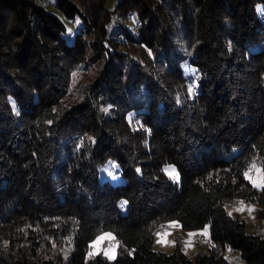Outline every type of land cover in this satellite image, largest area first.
Returning <instances> with one entry per match:
<instances>
[{
    "label": "trees",
    "instance_id": "1",
    "mask_svg": "<svg viewBox=\"0 0 264 264\" xmlns=\"http://www.w3.org/2000/svg\"><path fill=\"white\" fill-rule=\"evenodd\" d=\"M106 2L0 0V264H264V235L228 210L264 219L244 175L264 169V0ZM115 13L135 25L111 30ZM109 159L125 182L101 179ZM172 219L208 225L207 249H154ZM108 230L117 256H88Z\"/></svg>",
    "mask_w": 264,
    "mask_h": 264
},
{
    "label": "rangeland",
    "instance_id": "2",
    "mask_svg": "<svg viewBox=\"0 0 264 264\" xmlns=\"http://www.w3.org/2000/svg\"><path fill=\"white\" fill-rule=\"evenodd\" d=\"M119 0H107L106 5L108 8L115 9L117 6ZM40 3L47 7H51L53 4L54 0H39ZM122 16L119 15L118 13H115L114 18L112 22L109 24V28L111 30L118 29L120 26V23H125L129 26L135 25V20L134 18H129V19H124ZM65 21L68 25V38L70 41H73L74 35L77 29V25H80L81 21L79 19H76L75 21H72L70 19L65 18ZM76 24V26H74ZM188 69V66H186ZM188 72H191L192 74L195 73V69H188ZM75 76L82 75V72H75ZM74 91V89H73ZM239 151V148L234 149L233 154H236ZM256 168H259L261 170V174H264V169L256 164ZM174 168L175 173H177V167L174 164H167L165 166L166 169ZM251 168V167H250ZM248 169L249 175H251L254 179L257 177V172L255 169ZM168 173V172H167ZM169 174V173H168ZM170 175V174H169ZM171 176V175H170ZM100 177L102 180H109L114 184H120L126 181V179L122 176L120 172V167L117 164L116 161L113 159H109L105 164H103L100 168ZM173 177V176H172ZM264 184H262L260 187H263ZM242 202V203H241ZM232 202L230 205H228V210L230 213L233 215L239 217L242 220H245L246 226H247V231L249 233H255L256 229L262 228L264 231V219L260 218L257 216V209L259 205L254 202ZM125 203V201H124ZM237 209H240L237 211ZM172 225V226H169ZM165 229H162L161 226L158 227L155 230V241L153 244V248L156 250H161L165 251L167 253H171L174 251L176 242L178 238L181 240V244L184 249H188L187 255L190 257H195L196 253H191L190 252V247L192 249L194 248H206L209 244V241L207 240H199L198 236L197 238L195 237L196 234H202L205 229H207V235H205L207 238L210 237V231L209 228L206 227L205 229L202 228H197V229H183L181 227L180 222L177 219H172L168 221L167 223L164 224ZM159 233L160 235H157ZM189 233H192L191 237L189 236ZM104 234H111V237L116 239L115 234L112 231H104L98 236L104 235ZM97 236V237H98ZM97 237L90 243L89 251H88V256L89 253L91 252L93 254H97L99 252H103L105 255L106 253L107 256H111L112 258H115L117 256V243L118 241L116 240L115 242H111V239H104L99 241L98 243L93 246V242L96 241ZM160 240L161 242L158 243L157 241ZM73 244L69 240H64L61 243H56L53 247L52 252L54 253H61L65 258L69 256V254L72 251ZM226 257L232 262V264H246L244 260L242 259L241 252L239 250L231 251L227 249L225 251Z\"/></svg>",
    "mask_w": 264,
    "mask_h": 264
},
{
    "label": "snow or ice",
    "instance_id": "3",
    "mask_svg": "<svg viewBox=\"0 0 264 264\" xmlns=\"http://www.w3.org/2000/svg\"><path fill=\"white\" fill-rule=\"evenodd\" d=\"M251 169H255L256 172H257V177L254 179L251 175H249L248 172H246L244 175L246 176V178H248L249 180L252 181L253 185L256 186V187H260L262 184H264V174H261V170L259 168H256V165L255 163H253L251 165V168H250V171ZM166 172H168L171 176H173V178L175 179H178V174L175 173V169L174 168H170V169H166L165 170ZM126 203V202H125ZM242 203V202H241ZM240 209H237V211H239ZM229 215H231V213H229ZM169 226H172V225H169ZM203 235H207V229H205V231L202 233ZM157 235H160L159 233H157ZM192 233H189V236L191 237ZM114 239L113 237H111V234H104V235H101V236H98L96 241L93 242V246H95L96 243H98L99 241L101 240H104V239ZM158 243H160L161 241L158 240L157 241ZM6 243V242H5ZM108 253H106L107 255ZM89 255L91 256L92 253L90 252ZM109 258H112L111 256H109Z\"/></svg>",
    "mask_w": 264,
    "mask_h": 264
},
{
    "label": "crops",
    "instance_id": "4",
    "mask_svg": "<svg viewBox=\"0 0 264 264\" xmlns=\"http://www.w3.org/2000/svg\"><path fill=\"white\" fill-rule=\"evenodd\" d=\"M206 227H208V225H206L204 228H202V229H205ZM255 233H260V234H263L264 235V231L262 230V228H258V229H256V232ZM197 236H198V234H196V238H197ZM155 237V236H154ZM154 241H155V238H154ZM207 249V247L206 248H202V247H197V248H194V249H192V247H190V252L191 253H197V252H204L205 250ZM184 251H185V253L187 254V251H188V249L186 248V249H184ZM188 256V255H187ZM188 257H190V256H188ZM190 258H194V257H190Z\"/></svg>",
    "mask_w": 264,
    "mask_h": 264
},
{
    "label": "built area",
    "instance_id": "5",
    "mask_svg": "<svg viewBox=\"0 0 264 264\" xmlns=\"http://www.w3.org/2000/svg\"><path fill=\"white\" fill-rule=\"evenodd\" d=\"M250 167H251V166H250ZM161 228H162V229H165V226H164V225H161ZM198 239H199V240H207V241H209V242L211 241V238H210V237L207 238V237H206L205 235H203V234H199V235H198ZM116 240H117V239H111V242H115Z\"/></svg>",
    "mask_w": 264,
    "mask_h": 264
}]
</instances>
